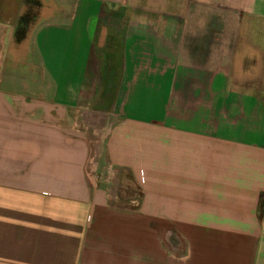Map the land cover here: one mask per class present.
<instances>
[{
    "label": "crops",
    "instance_id": "0c3cea01",
    "mask_svg": "<svg viewBox=\"0 0 264 264\" xmlns=\"http://www.w3.org/2000/svg\"><path fill=\"white\" fill-rule=\"evenodd\" d=\"M137 3L0 0V264H121L108 240L138 245V228L95 201L140 186L135 264H264V32L215 31L195 63L211 37L196 25L225 6L255 30L264 0H199L214 21L183 23ZM108 121L94 167L89 129Z\"/></svg>",
    "mask_w": 264,
    "mask_h": 264
},
{
    "label": "rangeland",
    "instance_id": "374dc122",
    "mask_svg": "<svg viewBox=\"0 0 264 264\" xmlns=\"http://www.w3.org/2000/svg\"><path fill=\"white\" fill-rule=\"evenodd\" d=\"M129 4H135L136 2L138 7L141 9L142 7L144 8H153V10H149L146 15H151V16H162L166 17L170 20H180L181 23L186 20L193 21L192 19H198L197 17H205V18H211L214 21V9L210 7L209 5H199V0H128ZM208 1H214V0H208ZM143 8V9H144ZM220 12L219 20L221 19V23L219 22L217 29L216 26L214 27V24H210L209 26H199L196 25L195 27L199 28H204V32H207L211 35L210 41L209 42H200L198 44V51H196L197 56L199 57L196 60V66H201L203 67V58L200 56V54L204 53H209L213 52L214 53V32L221 30L222 32H249V31H255V32H264V24L263 25H255L256 29L251 30L250 22L253 20L252 17L254 16L253 14L248 15V13L245 12L242 13L238 10H233V9H228L227 7L224 6L222 10H218ZM165 15V16H163ZM172 27V35L178 34V29L175 27L176 30L173 31L174 26ZM194 27V26H193ZM194 28H190V31H188V40L186 43H181L178 41L173 42V56L176 55L178 52L181 53L183 51L182 45L186 46V50L188 52L192 50L190 48L191 42L190 37H193ZM201 31V30H200ZM199 31V32H200ZM176 32V33H175ZM218 33V32H217ZM206 39V37L204 36ZM178 43V44H177ZM263 44V43H261ZM190 48V50H189ZM194 52V51H193ZM199 54V55H198ZM175 60V63L178 62V56L173 58ZM205 59V58H204ZM209 56V60H210ZM187 65L188 64H194V58H187ZM263 63V60H262ZM177 65V64H176ZM115 125V122L113 121H108L106 123L105 128H98V127H91L89 129L90 137L88 139L89 141V148H90V153L93 156V163L94 167L98 162L97 159V154L102 150L101 148H105V144L109 139V131L113 130ZM93 130L94 133L92 132ZM91 162V159L90 161ZM110 164H106V168L109 167ZM97 170V169H95ZM93 169V171H95ZM97 172V171H96ZM93 174H97V173ZM110 175V179L112 182L115 181L116 175H114V169L111 168V170L108 172ZM107 173V174H108ZM92 174V173H91ZM96 180V179H93ZM110 181V182H111ZM140 191L138 193V196H97L96 198V204L97 206L99 203L103 202L106 207V224L113 226L115 224L116 226H135L138 228V233H130L126 234L129 236L139 237V241H137L138 245H135L134 241L131 240V242H125L127 240H124L125 243H123V248L121 244L118 242H115V245H113V241L108 240V245H106L107 250L110 252L112 248H114L116 245V248H121V253H123V258H121L119 261L121 264H135L136 258H133V256H136L141 260L142 255L145 256L146 252V246H147V241H146V224H147V219H148V209H149V204H148V198L144 194V190L140 186ZM112 190L115 191L114 184L112 185ZM100 197V198H99ZM204 197V196H203ZM150 203V201H149ZM153 201H151V207H152ZM155 204L157 202L155 201ZM147 211V212H146ZM93 219V217H92ZM190 216L188 215L186 218V225H188V221L190 220ZM188 227V226H187ZM127 230V228H126ZM189 231V227L187 228ZM125 235V234H122ZM130 238V237H129ZM112 244V245H109ZM112 247V248H111ZM138 249H137V248ZM139 250V252H138ZM131 251H133V254L131 256ZM138 252V254H137ZM109 256V255H108ZM112 257L115 256L114 253L111 255ZM111 256L108 258L110 261H112ZM111 264V263H108Z\"/></svg>",
    "mask_w": 264,
    "mask_h": 264
}]
</instances>
